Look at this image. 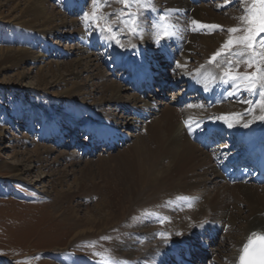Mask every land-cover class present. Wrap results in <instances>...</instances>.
<instances>
[{
  "label": "bare ground",
  "instance_id": "obj_1",
  "mask_svg": "<svg viewBox=\"0 0 264 264\" xmlns=\"http://www.w3.org/2000/svg\"><path fill=\"white\" fill-rule=\"evenodd\" d=\"M43 2L28 0L20 9V18L29 15L30 19L23 21L37 26L35 30H46V33L70 24L75 26L73 21L68 23L52 13H43L39 7ZM159 2L161 5H158ZM231 2L241 3L240 0H225L201 5L202 1L198 4L195 0H158L155 11L149 15L151 25L138 22L139 31L132 37L128 35V44L134 45L127 46L121 42V47H117V50L122 49L119 52L112 51L107 43H103L107 48L106 58L109 56L117 66L133 63L134 67L138 65L145 68L156 57L162 58L163 65L172 68L169 75L173 73L174 76L178 72L175 77L170 76V84L183 80L184 88L208 89L209 92L221 90L226 104L216 102L211 107L199 102L183 104L177 100L180 93L176 94L175 100L170 101H164L158 95H138L132 85L117 84L101 71L97 56L87 45L102 40L96 37H93L92 42L81 39L85 46L79 48V57L69 64L57 65L56 73L64 71L60 74L68 77L72 86L63 93L65 109H59L56 113L47 112L42 125L43 138L55 141L62 138L66 128L59 125L57 120L64 118L67 127L85 129L87 144L94 150V141L97 139L98 145L104 142L103 147L107 151L108 140L117 139L113 127L135 123L130 126L138 140L131 149L110 157L118 164L119 171L104 178V182H98L92 174V165L86 162L82 166V156L72 151L54 158V163L64 162L66 169L45 174L40 171L39 178L31 181L28 177L32 171L49 168L43 156L51 154L54 149L45 145L34 146L32 151L18 152L20 159L12 164L2 162L10 170L7 180L20 181L32 189L40 188L41 193H46L45 181H52L50 186L55 185V190V187L65 185L69 175L74 176L73 184L56 193L53 199L57 206L65 205L69 215L74 211L69 207L73 200L81 199L88 203L95 193L108 189L107 194L102 195L104 198L101 200L99 216H85L75 239H109L111 243L107 249L112 255L83 264H170L177 260L176 256H181L179 259L183 260L182 252L195 253L197 249L198 259L205 256L211 258L209 260L213 264H237L249 237L253 233L264 236V185L258 188L245 181H227L220 164L229 162V154L206 150L203 144L192 139L194 132L202 129L207 134L214 128L236 132L246 140L264 137V119H260L264 116L260 96V92L264 91V87H261L264 81L257 78L259 72H264V60L256 59L257 66L251 76L255 79V91L245 90L246 81L222 82L226 79L225 69H229L225 68L228 67V60L216 68L210 66L209 62L218 47L228 39V35L221 31L238 25V13L226 10ZM55 21L59 23L55 24ZM124 24L122 29L129 34L128 31L132 30L125 29ZM212 25L219 27L212 28ZM169 42L176 52L168 49ZM115 43L118 45L120 42ZM17 52L8 53L17 62L15 64L12 60L11 68L24 62L41 63L39 60L45 59L42 54ZM190 60L192 63L189 64ZM5 61L8 62V59ZM231 65L233 69L235 63L231 61ZM82 73L89 75L88 80L100 81V87L95 89L99 95L97 104L113 109L117 115L121 113L123 116L119 117L120 121H116L115 113L106 115L99 107L93 112L85 109L86 99L79 95L85 85L77 82ZM115 73L110 74L112 76ZM40 74L44 72L40 71ZM52 74L53 71L49 70V75ZM61 76L57 77L58 81L46 82L43 88L48 89L63 82ZM42 77L46 76L39 78ZM30 86L26 84L23 87L31 89ZM80 118L81 123L78 122ZM143 132L147 134L146 139L141 137ZM227 149H230L229 145L225 146ZM262 188L261 192L258 191ZM119 232H125L126 235L117 238ZM218 232L219 241L223 239L220 248L216 244ZM66 258L69 264H80L77 263L80 258L70 252L66 253Z\"/></svg>",
  "mask_w": 264,
  "mask_h": 264
},
{
  "label": "rangeland",
  "instance_id": "obj_2",
  "mask_svg": "<svg viewBox=\"0 0 264 264\" xmlns=\"http://www.w3.org/2000/svg\"><path fill=\"white\" fill-rule=\"evenodd\" d=\"M43 1V4L41 3L39 5L43 13H52L54 16H57V18L63 19L68 23L73 21L75 26L70 24L65 27L57 28L50 33H46V30H35L38 29L37 26L23 21L25 19L29 20V15L20 18V9L28 0H0V264H69L66 258L67 252L80 258L77 259V263L83 264L90 260L95 262V260L112 255L107 249L111 243L109 239H75V234L81 228L80 223L85 216H99L101 200L107 194L108 189H101L98 194L95 193V197L89 198L90 200H88V203H84L81 199L73 200L69 207L74 211L69 215L66 206H57L53 202V199L56 193L63 189L65 190L66 186L71 185V183L73 184L72 180H74V176L69 175L65 185L62 187H55V190L53 189L55 185L52 187L50 186L52 185V181H49L50 183L45 181L44 184L47 186L45 187L46 193H41L40 188L38 190L36 188L32 189L22 184L20 181L7 180L6 176H8L9 169L3 163L7 162L12 164L20 159L18 152L32 151L34 146L45 145L54 149L51 154L43 156L44 159H47L46 165H49V168L45 170L42 169L43 171L40 169L39 171H32V174L28 177L29 180L38 179L40 171L45 174L48 171L55 173L57 170L61 171L66 169L64 162L59 164L54 163V158L61 154H68L72 152L73 149L67 150L65 146L56 147L52 143H43L38 139L40 137L38 132L39 129H41L40 132L44 137L42 125L46 119L47 112L52 111L56 113L59 109H65L66 101L63 98V93L72 86V81L67 79L68 77L65 78L64 74H60L64 73V71L61 70L60 73H56L58 70L57 65L60 63L65 65L69 64L70 61L79 57V48H84L85 46L81 39H87L86 41L89 39V41L92 42L93 37L99 38L102 42L98 41V43L103 47V43H107L112 51H116L117 47H121V42L127 46L130 44L134 45L133 43L128 44L129 42L127 41L130 39L128 35L131 37L134 35L133 31H128L129 34L125 33V30L122 29V23H125L129 15H131L133 17H139L138 22H147L151 25L149 15L155 11V5L158 2V0H139L138 3H132L130 6H126L124 3L119 2V0H81V4H76V7L80 4V12L74 13L75 10L73 9L70 12L64 9L66 0ZM201 1L202 4L211 5L225 0H217L216 3H204L203 0ZM201 1H198V4ZM68 2L70 3L71 0H68ZM151 4L153 6H151ZM251 4L252 0H245L244 3L231 2L229 8H226V10H235L239 15L238 17H240L244 14L245 8L253 6ZM158 5H161V3L159 2ZM255 7L259 8L260 5H255ZM15 17H19L22 20H17L18 18L14 19ZM236 20L238 25L231 26V28H243L245 26L238 18H236ZM58 23L59 21H55V24ZM131 24L132 22L130 21L127 22V24L125 23L124 28L132 30L131 26L133 25ZM25 26H31L34 29H28ZM48 27H51V25H48ZM109 28L113 29V31L108 32L103 30ZM221 32H225L229 39L227 30H222ZM241 34L242 33L238 32L233 35L239 36ZM113 36H115L116 39H113ZM117 41L120 43L115 45ZM137 41L138 40H136V42ZM222 45L218 47L217 51L221 50ZM87 47L89 48L88 45ZM106 49L107 48H105V55L107 56ZM121 50L122 49H118L117 51L120 52ZM17 51H28L34 55L42 54L43 56L45 55V59H43V61L39 60L41 63L24 62L16 68H11L10 65L13 59L12 56H8V53ZM93 51L95 52L94 55L100 54L96 56L98 63L101 65V71L106 74V77L122 85V83L116 80L119 79L116 73L111 76V74L107 72L106 69H108V67L106 66L110 64L118 68V66L124 64L115 65V62L110 60L109 56L106 58L107 61H105L106 59L103 60L99 46H95V50ZM217 51H215V53ZM241 51H243V49L239 46L233 47L230 52L226 51L222 56L217 57V62L213 61L214 64L211 62L210 66L212 65V67L216 68L217 65L228 60V55ZM250 56L251 53L245 51L244 56L239 58L233 57L231 59V61L235 63L233 69H225V71L227 72L229 70L231 74L234 73L241 77H251L257 66V60L249 66V64L244 61ZM5 59H8V62H6ZM13 62L15 64L17 63L15 58ZM188 63H192L191 60L188 61ZM161 64L163 65V62ZM49 70L53 71L52 75H49ZM40 71H43L44 74H40ZM59 75H62L63 82H59L48 89L43 88L46 82L53 83ZM176 75H178V72H176L174 76L173 73L170 76L175 77ZM41 76L46 77L39 78ZM113 77L116 78L114 79ZM88 78L89 75L87 73H82L77 79V82H82L85 85V88H83L79 94L80 97L86 99L84 101L86 104L85 109L93 112L99 107L106 115L110 112L112 114L115 113L112 111L113 109L105 105L98 106L97 102L99 100V95L95 89L98 90L100 87V81L95 78V80H88ZM126 79L124 83H127ZM39 81L42 83L39 84ZM26 84L31 85V89L23 87ZM35 95L36 98L34 97ZM165 98L166 101L176 99L169 91H167ZM115 114L117 116L116 121H118V119L120 121L119 117L123 115L121 113L118 115L117 113ZM19 116H21V118H19ZM57 121L60 122L58 124L64 128H70L74 131L77 130L74 127H67L64 118ZM78 122L81 123L82 119L80 118ZM130 125L134 126L135 123H130ZM130 125L113 127L118 144L122 140V142H126L127 138L125 133L122 136L119 135L120 130L118 128H123L122 131L128 134L129 137L125 146L113 151L108 149L110 152H97L92 156L82 157L84 161H82V166H85L86 162L92 165V174L96 181L102 183L104 182V178L106 179L110 174L117 173L119 171L118 164L110 157L113 155L118 156L117 154L126 151V149L128 150V148L138 140V136H136L135 132L128 129H132ZM141 137L142 139H146L147 134L143 132ZM47 140L55 141L50 139ZM109 140L108 142H111ZM65 141H68V138H66ZM103 144L104 142L101 143L100 149L106 151ZM5 145L10 149L5 147ZM75 152H77V150H75ZM112 169L114 171H112ZM88 186H90L89 183ZM262 190L263 188L258 189L260 192ZM124 235H126L125 232H119L117 238ZM218 235L219 232L217 234L216 244L218 248H220L223 239L219 241ZM209 259L211 258H207V263L213 264ZM207 263L205 261V264Z\"/></svg>",
  "mask_w": 264,
  "mask_h": 264
},
{
  "label": "snow or ice",
  "instance_id": "obj_3",
  "mask_svg": "<svg viewBox=\"0 0 264 264\" xmlns=\"http://www.w3.org/2000/svg\"><path fill=\"white\" fill-rule=\"evenodd\" d=\"M119 2L124 3L126 6H130L132 3H138L139 0H119ZM241 3H244V0H240ZM252 7L245 8L244 14L238 17L243 25V28L233 27L227 29L229 33V39L222 45L220 51H217L211 60L210 63L217 60V57L222 56L226 51L230 52L233 47L239 46L243 49L241 52L231 53L228 55V68L231 69V59L233 57H241L244 56L245 51L250 52L251 56L245 60L244 62L248 63L249 66L257 59L264 60V0H252ZM255 5H260L259 8H256ZM138 20L139 17H133L129 15L127 22H132V31L135 34L139 31L138 28ZM195 23V21L193 22ZM212 28H217L219 26L212 25ZM104 31L111 32L113 29H103ZM242 33L239 36H234L233 34ZM113 39H116L113 36ZM119 42V41H117ZM261 49V51H257V49ZM239 62V60H238ZM224 76L226 79L222 82H243L246 81L247 86L245 88L246 91H255L256 83L255 79L250 76L241 77L239 75H232L230 71L225 72ZM259 80L264 81V72H259L258 77ZM264 87V84L261 85ZM261 96V104L264 105V91L260 92ZM260 119H264V116H261ZM231 126V125H229ZM240 264H264V236H261L258 233H253L248 240V243L244 245L241 250V255L239 257Z\"/></svg>",
  "mask_w": 264,
  "mask_h": 264
}]
</instances>
